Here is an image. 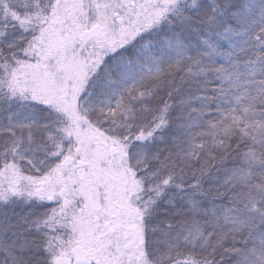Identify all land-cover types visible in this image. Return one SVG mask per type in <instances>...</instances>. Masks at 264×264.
<instances>
[{
	"label": "snow or ice",
	"instance_id": "1",
	"mask_svg": "<svg viewBox=\"0 0 264 264\" xmlns=\"http://www.w3.org/2000/svg\"><path fill=\"white\" fill-rule=\"evenodd\" d=\"M0 264H264V0H0Z\"/></svg>",
	"mask_w": 264,
	"mask_h": 264
}]
</instances>
